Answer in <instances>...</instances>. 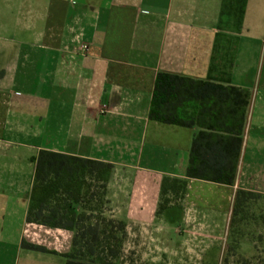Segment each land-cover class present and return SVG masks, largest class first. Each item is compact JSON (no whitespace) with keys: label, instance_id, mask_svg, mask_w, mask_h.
I'll return each mask as SVG.
<instances>
[{"label":"crops","instance_id":"1","mask_svg":"<svg viewBox=\"0 0 264 264\" xmlns=\"http://www.w3.org/2000/svg\"><path fill=\"white\" fill-rule=\"evenodd\" d=\"M159 71L250 91L233 185L186 179L164 208L198 128L148 118ZM40 150L111 164L126 263L221 264L230 242L243 255L236 194L264 197V0H0V264L71 251V231L26 220Z\"/></svg>","mask_w":264,"mask_h":264},{"label":"trees","instance_id":"2","mask_svg":"<svg viewBox=\"0 0 264 264\" xmlns=\"http://www.w3.org/2000/svg\"><path fill=\"white\" fill-rule=\"evenodd\" d=\"M249 99L246 88L163 71L156 74L148 118L198 128L191 141L185 179L162 180L159 208L167 205L164 195L168 191L178 193L176 185L184 191L186 179L233 185ZM31 161L34 174L26 220L72 232L71 251L63 255L65 264H132L121 254L124 223L105 214L111 164L49 150H40ZM245 194L255 193L238 191L236 204Z\"/></svg>","mask_w":264,"mask_h":264},{"label":"rangeland","instance_id":"3","mask_svg":"<svg viewBox=\"0 0 264 264\" xmlns=\"http://www.w3.org/2000/svg\"><path fill=\"white\" fill-rule=\"evenodd\" d=\"M175 189L180 192L178 185L175 186ZM233 207L237 213H240V215L235 216V220L240 216L239 218L244 219L246 223V231L244 233L246 243L243 246L244 248H242L244 254L238 255L236 246L230 242V246L225 250L221 264H264V197L255 194H245L240 198L238 204H236V200L234 201ZM104 209H106L105 214H107V206ZM232 235L234 237L236 233L234 232ZM251 242H255V249L251 248ZM125 250L123 242L121 249L123 260H126V256L129 259L130 256L133 257V255L129 254V250L127 253Z\"/></svg>","mask_w":264,"mask_h":264}]
</instances>
